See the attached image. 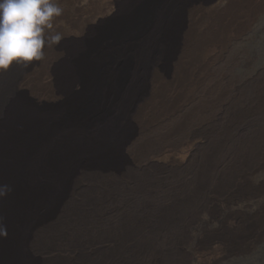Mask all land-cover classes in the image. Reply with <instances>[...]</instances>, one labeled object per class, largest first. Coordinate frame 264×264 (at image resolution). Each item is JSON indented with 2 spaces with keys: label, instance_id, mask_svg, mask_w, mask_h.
<instances>
[{
  "label": "bare ground",
  "instance_id": "1",
  "mask_svg": "<svg viewBox=\"0 0 264 264\" xmlns=\"http://www.w3.org/2000/svg\"><path fill=\"white\" fill-rule=\"evenodd\" d=\"M58 1L62 42L0 73V264L251 256L264 140L234 139L237 93L213 71L264 0Z\"/></svg>",
  "mask_w": 264,
  "mask_h": 264
},
{
  "label": "rangeland",
  "instance_id": "2",
  "mask_svg": "<svg viewBox=\"0 0 264 264\" xmlns=\"http://www.w3.org/2000/svg\"><path fill=\"white\" fill-rule=\"evenodd\" d=\"M55 2L61 9L70 8L65 1L55 0ZM102 2L103 0H80L81 5L78 6L89 9L103 6ZM115 11L113 7L111 14L100 17L103 20L102 23L92 24L95 34L116 18ZM214 69L215 75L218 72L224 76V84L227 88L233 87L237 93L235 102L237 112L232 120L242 123V127L234 134V139L238 141V144L242 141L259 145L264 140V14L252 22L239 36H232V34L228 36L224 55L217 60ZM245 111L248 112V116L245 115ZM262 177L264 180V171ZM229 264H264V242L248 258L235 260Z\"/></svg>",
  "mask_w": 264,
  "mask_h": 264
},
{
  "label": "clouds",
  "instance_id": "3",
  "mask_svg": "<svg viewBox=\"0 0 264 264\" xmlns=\"http://www.w3.org/2000/svg\"><path fill=\"white\" fill-rule=\"evenodd\" d=\"M61 14L55 0H0V73L43 60L46 47L61 40L50 34ZM0 234L6 235L2 222Z\"/></svg>",
  "mask_w": 264,
  "mask_h": 264
}]
</instances>
